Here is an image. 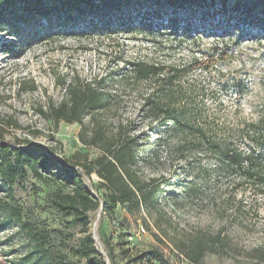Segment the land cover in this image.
Returning <instances> with one entry per match:
<instances>
[{
	"label": "rangeland",
	"instance_id": "1",
	"mask_svg": "<svg viewBox=\"0 0 264 264\" xmlns=\"http://www.w3.org/2000/svg\"><path fill=\"white\" fill-rule=\"evenodd\" d=\"M19 5L0 6V144L12 148L38 145L47 152L52 150V156L62 166L56 165L44 172L46 180H38L26 171L11 189L0 179V201L10 203L20 212L22 220L30 223L34 233L40 236L38 245H43L55 261L60 259L63 264H89L75 251L88 234L93 236L94 233V245L106 264H159L154 254L150 260L139 259L141 253L153 250L162 255L165 264H190L178 255L171 241L178 242L197 233L219 234L224 246L219 244L216 253L207 252L200 264H264L260 260L264 256V197H253L248 192L230 195L231 179L214 177L215 162L210 157L190 149L181 154L173 147L176 138H168L149 124L140 109L141 96L146 92L144 85L117 83L119 74L123 73L117 71V67L122 69L121 57L128 59L140 54L151 57L150 45L123 37L111 40L64 36L58 33L54 19L49 29L43 19L27 22L17 17L21 13ZM186 13L169 11L170 17L185 18ZM197 17L199 13L194 15ZM197 25L193 26L190 44H186L189 46L176 50L171 59L175 63L188 62L192 55L199 56L198 49L207 55L215 49L212 67L191 72L181 84H175L186 98L196 100L201 113L198 124L216 123L229 130L244 121L257 120L264 114V24L253 27L245 37L241 34L245 32L244 27L234 28L226 33L233 35L232 38L223 42L209 35L211 26L207 25L202 31ZM225 48H228V56L220 60L219 55ZM105 75H111L108 78L113 81L106 86L116 95L115 109L97 117L108 135L115 133L117 125L122 123V137L137 139L138 173L145 179L155 178L171 184L177 183V178L193 181L202 189L192 198H187L184 189L178 191L177 199L163 195L161 206L165 215L157 221L166 232V238L155 226L152 211L142 210L140 214L131 215L118 206L112 217H108L101 214L99 208L90 213V225L87 232H83L80 224L71 223L72 216L62 215L53 206L56 192L70 191L65 186L64 166L94 160L100 151L83 144L79 137L82 128L87 141L93 135L90 117L84 119L83 126L54 124L43 118L38 109L46 108L48 103L57 104L64 98L62 80L76 77L89 81ZM21 82L25 87L34 83L36 90L20 91ZM235 82L239 83L238 87ZM8 120L9 125L5 123ZM74 170L82 172L77 166ZM83 180L97 196L91 184L98 186L99 179L92 175L91 182L84 176ZM170 192L171 188L165 191ZM239 199L246 205L237 215L235 208ZM34 245L32 235L0 209V264H30L35 258Z\"/></svg>",
	"mask_w": 264,
	"mask_h": 264
},
{
	"label": "trees",
	"instance_id": "2",
	"mask_svg": "<svg viewBox=\"0 0 264 264\" xmlns=\"http://www.w3.org/2000/svg\"><path fill=\"white\" fill-rule=\"evenodd\" d=\"M18 3L21 13L17 17L27 22L43 19L49 29L55 20L58 33L64 36L84 35L111 40L123 37L150 45L151 57L141 54L128 59L121 57L119 62H122V69L117 67V71L122 70L123 73L119 74L117 83L144 85L146 92L141 96L140 109L145 112L149 124L159 128L168 138H176L177 143L172 146L181 154L190 149L203 157H210L215 162V169L212 170L214 177L218 180L222 177L231 179L230 195L248 192L253 197H264V114L257 120L244 121L229 130L218 127L216 123L198 124L201 113L196 100L186 98L182 89L175 84H181L191 72L206 71L212 67L215 49H211V55L198 49L199 56L192 55L188 62L175 63L171 59L176 50L189 46L186 44H190L196 24L202 31L207 25L214 28L209 35L215 36L217 41L230 40L233 35L226 33L234 28L239 30L244 27L245 32L241 34L245 37L253 27L264 24V0H0V6L7 8L15 7ZM152 7H155L154 10ZM170 10L187 12V17H170ZM197 13L199 17L194 18ZM196 19L198 23H195ZM223 22H226L227 28H224ZM232 22L233 25H230ZM237 36L235 38H240ZM227 56L228 48H225L219 58L223 60ZM110 76L95 77L89 81H80L76 77L68 81L64 79L60 83L64 87V98L57 104L48 103L46 108L38 109L43 118L54 124L64 122L83 126L84 119L90 117L93 135L87 141V134L82 128L79 137L83 144L100 151L94 160L64 166L65 186L70 191L56 192L53 206L62 215L72 216L71 223L80 224L83 232H87L90 225V213L98 211L100 206L101 214L108 217H112L118 206L131 215L140 214L142 210L152 211L155 226L161 236L166 238V232L157 221L164 214L161 206L163 195L177 199L178 191L184 189L187 198H192L197 197L202 189L193 181L177 178V183L171 184L159 182L155 178L145 179L138 173L137 139L122 137V123L117 125L115 133L108 135L104 124L97 117L115 109L116 95L106 86L112 81L108 78ZM234 84L235 87L239 86L238 82ZM19 90L33 92L36 86L31 83L25 87V83L21 82ZM5 123L9 125L11 121ZM0 150V179L8 189L26 171L38 180H46L44 172L53 166H62L52 156V150L47 152L38 145L12 148L0 144ZM76 166L82 172L74 170ZM92 175L100 181L98 186L91 184L97 196L90 192L83 180L84 176L90 181ZM169 188L171 192L165 193ZM100 189L104 192L99 193ZM245 205L244 200L239 199L235 213L240 214ZM0 209L6 217L32 235L35 258L30 264H63L60 259L55 261L43 245H38L40 236L34 233L29 222L22 220L15 207L0 201ZM156 238L163 243L160 238ZM221 242L219 234L197 233L190 238L183 237L178 242L172 240L171 244L185 261L200 264L207 252L216 253L219 244L224 246ZM75 254L85 258L89 264H106L90 234L81 241ZM152 254L156 262L165 264L162 255L156 250L141 253L139 259L150 260ZM260 260L264 261V256Z\"/></svg>",
	"mask_w": 264,
	"mask_h": 264
},
{
	"label": "water",
	"instance_id": "3",
	"mask_svg": "<svg viewBox=\"0 0 264 264\" xmlns=\"http://www.w3.org/2000/svg\"><path fill=\"white\" fill-rule=\"evenodd\" d=\"M100 210H101V206H100ZM92 239L95 240V239H94V233H93Z\"/></svg>",
	"mask_w": 264,
	"mask_h": 264
}]
</instances>
